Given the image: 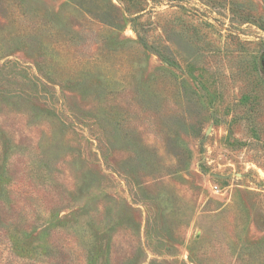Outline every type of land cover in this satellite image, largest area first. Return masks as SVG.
<instances>
[{
  "label": "rangeland",
  "instance_id": "1",
  "mask_svg": "<svg viewBox=\"0 0 264 264\" xmlns=\"http://www.w3.org/2000/svg\"><path fill=\"white\" fill-rule=\"evenodd\" d=\"M9 223L0 264H264V0H0Z\"/></svg>",
  "mask_w": 264,
  "mask_h": 264
},
{
  "label": "trees",
  "instance_id": "2",
  "mask_svg": "<svg viewBox=\"0 0 264 264\" xmlns=\"http://www.w3.org/2000/svg\"><path fill=\"white\" fill-rule=\"evenodd\" d=\"M10 222V221H9ZM12 229V224L9 223L7 226L4 225L2 227H0V233L1 232H4L5 234L4 235H0V238H2V241L0 239V244L1 245H4V247L6 249H8V251L13 252L14 254H17L16 252L18 251V243L17 241L13 240V233H11V230ZM16 251V252H15ZM19 253V251H18ZM24 257H21V258H24V259H31L32 256L27 253L26 255H23ZM90 260V258L88 259Z\"/></svg>",
  "mask_w": 264,
  "mask_h": 264
}]
</instances>
